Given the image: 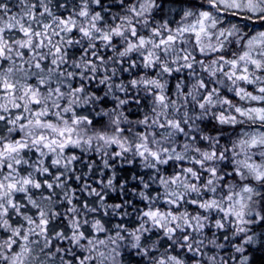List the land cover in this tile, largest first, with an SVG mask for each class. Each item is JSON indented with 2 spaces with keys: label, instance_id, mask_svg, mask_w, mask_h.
<instances>
[{
  "label": "snow or ice",
  "instance_id": "snow-or-ice-1",
  "mask_svg": "<svg viewBox=\"0 0 264 264\" xmlns=\"http://www.w3.org/2000/svg\"><path fill=\"white\" fill-rule=\"evenodd\" d=\"M264 0H0V264H264Z\"/></svg>",
  "mask_w": 264,
  "mask_h": 264
},
{
  "label": "rangeland",
  "instance_id": "rangeland-1",
  "mask_svg": "<svg viewBox=\"0 0 264 264\" xmlns=\"http://www.w3.org/2000/svg\"><path fill=\"white\" fill-rule=\"evenodd\" d=\"M263 26H264V24H261V23L252 24L251 30L252 31H262V30H264V28L261 29Z\"/></svg>",
  "mask_w": 264,
  "mask_h": 264
},
{
  "label": "trees",
  "instance_id": "trees-1",
  "mask_svg": "<svg viewBox=\"0 0 264 264\" xmlns=\"http://www.w3.org/2000/svg\"><path fill=\"white\" fill-rule=\"evenodd\" d=\"M263 28H264V26L261 29H263Z\"/></svg>",
  "mask_w": 264,
  "mask_h": 264
}]
</instances>
